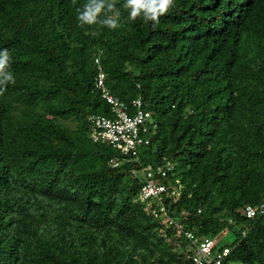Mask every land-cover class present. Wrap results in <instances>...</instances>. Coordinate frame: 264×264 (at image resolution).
Here are the masks:
<instances>
[{"label": "trees", "instance_id": "trees-1", "mask_svg": "<svg viewBox=\"0 0 264 264\" xmlns=\"http://www.w3.org/2000/svg\"><path fill=\"white\" fill-rule=\"evenodd\" d=\"M86 2L0 0L16 79L0 86V264H190L137 200L131 170L166 163L157 180L181 187L169 214L198 238L231 232L233 263L264 264V214H243L264 197V0H174L155 28L117 0L115 30L81 26ZM96 56L110 92L152 113L138 158L90 138L88 115H111Z\"/></svg>", "mask_w": 264, "mask_h": 264}, {"label": "built area", "instance_id": "built-area-1", "mask_svg": "<svg viewBox=\"0 0 264 264\" xmlns=\"http://www.w3.org/2000/svg\"><path fill=\"white\" fill-rule=\"evenodd\" d=\"M97 73L94 79L95 87L101 97L110 107L111 115L90 114L87 117L90 138L94 142H102L119 150L124 156L139 157L140 149L150 143V136L155 128L152 113L145 106L141 97L125 102L113 95L106 85V72L101 66L100 58H94ZM113 166L119 161L112 159ZM172 169L170 163L165 165H146L139 170L132 169L131 174H142L144 183L141 185L137 200L144 204L146 213L155 218L163 226H172L175 235L188 242L191 253L186 256L190 264H232L229 260L231 243L220 242L222 237L198 238L194 231L172 217L167 208L166 198L177 200L180 196V185L167 186L157 180L165 177ZM200 212V209L198 210ZM243 214L253 218L264 214V197L256 204H246ZM163 233V229H161ZM227 234V231H224ZM245 235V231L242 232Z\"/></svg>", "mask_w": 264, "mask_h": 264}, {"label": "clouds", "instance_id": "clouds-1", "mask_svg": "<svg viewBox=\"0 0 264 264\" xmlns=\"http://www.w3.org/2000/svg\"><path fill=\"white\" fill-rule=\"evenodd\" d=\"M116 2L117 0H87L81 8H77V19L80 25L98 23L113 30L121 27L120 12L116 8ZM72 3L75 5L76 0H72ZM123 7L130 10L131 20L135 21L140 18L145 24L152 22V26L155 28L160 22V17L175 7V4L174 0H125ZM105 12L110 14L101 19V15ZM10 61L9 50L5 48L0 52V86L3 87V90H6L9 84H16L15 76L9 70Z\"/></svg>", "mask_w": 264, "mask_h": 264}, {"label": "rangeland", "instance_id": "rangeland-1", "mask_svg": "<svg viewBox=\"0 0 264 264\" xmlns=\"http://www.w3.org/2000/svg\"><path fill=\"white\" fill-rule=\"evenodd\" d=\"M234 240V236L231 232H228L226 235L222 237L220 242H232ZM232 264H237V263H232Z\"/></svg>", "mask_w": 264, "mask_h": 264}]
</instances>
